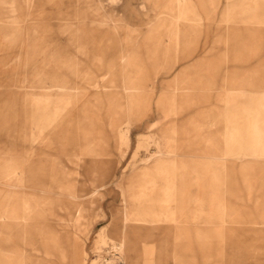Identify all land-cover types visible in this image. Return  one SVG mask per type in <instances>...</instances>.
<instances>
[{"label": "rangeland", "instance_id": "rangeland-1", "mask_svg": "<svg viewBox=\"0 0 264 264\" xmlns=\"http://www.w3.org/2000/svg\"><path fill=\"white\" fill-rule=\"evenodd\" d=\"M0 264H264V0H0Z\"/></svg>", "mask_w": 264, "mask_h": 264}, {"label": "bare ground", "instance_id": "bare-ground-1", "mask_svg": "<svg viewBox=\"0 0 264 264\" xmlns=\"http://www.w3.org/2000/svg\"><path fill=\"white\" fill-rule=\"evenodd\" d=\"M98 96V95H97ZM97 98H99V97H97ZM87 148L85 149V156L84 157H81L80 158V160H83L82 158H89V157H91L92 156V154L94 153V148H92V146H90L89 144L86 146ZM96 157V156H95ZM98 157V156H97ZM91 159H94V158H91ZM91 163V166L90 167H92V170H89L88 172H87V176H88V182H85V184H84V186H86V188H89V189H92V188H94V187H97L98 185H97V183H99L98 181H99V179H101V178H99V175L97 176V174H96V168H95V161H92V162H90ZM88 164H89V161H88ZM79 183H82V182H79ZM80 185V184H79ZM96 190V189H95ZM42 192H43V194H48V195H54L55 197H58V196H61V195H63V196H65V197H67L68 199H71L72 201H76V200H79L80 199V197H81V192L80 191H78L77 193H76V195H74V193H72V192H70V189H68V188H66V189H62V192H59L58 194H53V193H51L49 190H47V189H45V188H43V190H41ZM97 194V193H96ZM94 195V194H93ZM92 195V196H93ZM62 196V197H63ZM95 196V195H94ZM90 197V196H89ZM84 200V199H83ZM58 202V201H57ZM79 208V207H78ZM81 211L82 210H78V214L77 215H79V218H80V216H81ZM113 216V215H112ZM113 218H114V216H113ZM113 218H112V221H113ZM81 220L83 219V218H80ZM76 223V222H75ZM79 223V222H78ZM112 223V222H111ZM79 226V225H78ZM123 241L121 242V244H120V246H119V249H120V251L122 252L123 251Z\"/></svg>", "mask_w": 264, "mask_h": 264}, {"label": "crops", "instance_id": "crops-1", "mask_svg": "<svg viewBox=\"0 0 264 264\" xmlns=\"http://www.w3.org/2000/svg\"><path fill=\"white\" fill-rule=\"evenodd\" d=\"M166 183H167V187H168V194L167 195H173V188H174V186H173L174 185L173 180L172 181H169L168 180ZM140 221L142 222V220H140Z\"/></svg>", "mask_w": 264, "mask_h": 264}]
</instances>
